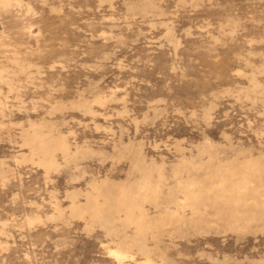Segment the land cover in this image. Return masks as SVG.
<instances>
[{"label": "rangeland", "instance_id": "374dc122", "mask_svg": "<svg viewBox=\"0 0 264 264\" xmlns=\"http://www.w3.org/2000/svg\"><path fill=\"white\" fill-rule=\"evenodd\" d=\"M0 264H264V0H0Z\"/></svg>", "mask_w": 264, "mask_h": 264}]
</instances>
